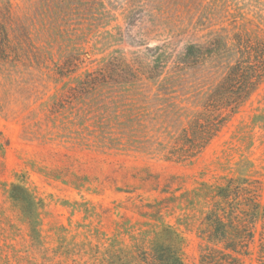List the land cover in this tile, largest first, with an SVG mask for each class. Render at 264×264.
Wrapping results in <instances>:
<instances>
[{
    "label": "rangeland",
    "instance_id": "1",
    "mask_svg": "<svg viewBox=\"0 0 264 264\" xmlns=\"http://www.w3.org/2000/svg\"><path fill=\"white\" fill-rule=\"evenodd\" d=\"M159 1L167 12L87 0L59 17L56 3L0 0V264H157L155 234L168 225L184 264H262L257 243L237 259L208 243L205 209L186 194L233 176L257 180L264 196V77L184 160L99 142L110 120L77 92L105 63L147 80L203 33L195 29L223 19L218 0ZM226 2L233 12L236 0ZM254 3L261 17L254 7L245 16L264 35V0Z\"/></svg>",
    "mask_w": 264,
    "mask_h": 264
},
{
    "label": "trees",
    "instance_id": "2",
    "mask_svg": "<svg viewBox=\"0 0 264 264\" xmlns=\"http://www.w3.org/2000/svg\"><path fill=\"white\" fill-rule=\"evenodd\" d=\"M33 1L56 3L57 15L67 17L74 11L71 6L87 0ZM126 1L129 9L155 15L167 12L157 7L159 0ZM226 1L231 2L218 0L222 5L218 16L223 19L195 29L203 33L184 45L178 59L162 61L151 70L147 80L129 79L131 74L122 70L112 74L115 70L108 63L84 73L77 92L86 97L93 94L101 103L104 124L110 120L99 142L110 140V144L127 145L135 151L184 160L198 154L217 135L264 77V35L245 16L254 7L261 17L262 8L255 5L257 0H236L230 12ZM259 190L255 179L222 176L221 182H201L186 194L189 203L205 209L202 233L208 243L221 245L224 257L247 255L250 244L257 243L259 261L264 264V196ZM176 239L169 225L156 232L162 253L157 264H184ZM207 264L213 263L207 260Z\"/></svg>",
    "mask_w": 264,
    "mask_h": 264
}]
</instances>
